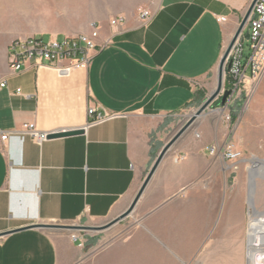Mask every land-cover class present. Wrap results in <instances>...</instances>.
<instances>
[{"label":"crops","instance_id":"0c3cea01","mask_svg":"<svg viewBox=\"0 0 264 264\" xmlns=\"http://www.w3.org/2000/svg\"><path fill=\"white\" fill-rule=\"evenodd\" d=\"M251 3L56 0L63 9L39 32L0 22V82L6 83L0 131L12 133L0 148V264L264 261V192L254 193L253 214L247 178L236 176L226 187L215 166L223 172L224 162L188 141L161 162L138 203L143 199L138 221L104 244L86 247L100 231L29 228H95L128 208L167 143L172 118L199 107L215 88L221 57ZM143 10L153 15L145 25L138 16ZM119 17L122 25H110ZM92 25L108 45L86 68L68 74L9 69L11 41L60 40L88 34ZM90 107L114 117L87 126ZM25 124L38 133H84L37 142L20 133Z\"/></svg>","mask_w":264,"mask_h":264},{"label":"built area","instance_id":"2783aa9c","mask_svg":"<svg viewBox=\"0 0 264 264\" xmlns=\"http://www.w3.org/2000/svg\"><path fill=\"white\" fill-rule=\"evenodd\" d=\"M253 1V10L245 27L249 31V53L245 55L243 51L241 43L243 30L225 61L222 91H229L230 95L219 110L222 120L228 125L232 123V115L229 113L228 106L232 102L241 101L242 95L249 100L264 75V0ZM138 13L143 25L149 23L153 16L147 10ZM123 21L122 17L112 19L110 25H122ZM99 39V30L95 25L91 26L88 34H80L60 40L54 38L45 40L43 37L15 39L8 46V66L14 73H18L25 68H33L36 71L49 68L61 74L82 70L89 65L94 53L108 45L107 42H100ZM5 87L6 83L1 81L0 90ZM16 93H19V91H16ZM87 117V126H91L110 120L114 115L103 109L90 107L87 109ZM21 130V134L37 142L46 140L48 135V133H38L32 124L23 125ZM11 134L10 132L0 131V148L7 143ZM207 150L209 155L220 158L224 162L225 169L229 171L238 169L241 152L233 144L226 142L221 145L214 144ZM175 161H178V159ZM71 237L74 241L80 239L75 234H72ZM81 245L83 246V244Z\"/></svg>","mask_w":264,"mask_h":264},{"label":"rangeland","instance_id":"374dc122","mask_svg":"<svg viewBox=\"0 0 264 264\" xmlns=\"http://www.w3.org/2000/svg\"><path fill=\"white\" fill-rule=\"evenodd\" d=\"M55 4L56 0H0V22L9 23L11 26L16 27L20 33L39 32L42 29L43 22H46L51 15H56L58 11L63 9L56 7ZM248 32L245 28L241 40L245 55L249 53ZM43 38L47 40L49 37L44 36ZM242 96L241 101L232 102L228 106L229 113L235 118L232 119V123L228 125L222 120L219 110L221 105L216 106L217 102L213 103L192 130L171 147L167 157L173 155V152L185 141L197 143L205 149L214 144L231 143L241 152L238 169L235 171L224 169L222 172L220 166L215 164L217 175L219 177L224 176L226 187L229 186L228 182H231L236 176L247 178L251 162H256V159L264 162V76H262L255 93L249 100L244 95ZM197 108L186 110L179 116L172 118L168 129L164 133L167 142ZM181 158L179 157L178 161ZM244 188L247 190V183L244 184ZM148 191L149 188L146 189L143 197ZM255 192H264L263 180L258 179L256 181ZM141 202L130 217L119 224L101 230L100 234L92 238L90 245L86 247L96 248L115 234H121L134 225L142 214V209L139 208Z\"/></svg>","mask_w":264,"mask_h":264},{"label":"water","instance_id":"95a60500","mask_svg":"<svg viewBox=\"0 0 264 264\" xmlns=\"http://www.w3.org/2000/svg\"><path fill=\"white\" fill-rule=\"evenodd\" d=\"M254 1L251 3L246 15L244 16L243 20L241 21L237 31L235 32L233 38L231 39L229 45L227 46L226 50L223 53V56L221 57V60L218 65L217 69V76H216V86L213 89V91L205 98V100L200 104V106L190 115L188 120L179 128V130L176 132V134L165 144V146L161 149L160 153L158 154V157L156 158L155 162L153 163L152 167L150 168L147 176L145 177L143 183L141 184L139 190L137 191L134 199L132 200L131 204L128 206V208L121 213L118 217L113 219L112 221L108 222L102 227H95V228H86V227H75L73 225H35L33 227L29 228H42V229H48V230H86V231H101L104 229H107L111 226H114L116 224H119L121 221L127 219L130 217V215L134 212L136 209L140 199L142 198L146 188L148 187L150 181L152 180L155 172L157 171L158 167L160 166L161 162L164 160V158L168 155L170 152V149L173 145H175L177 142L182 140L196 125L197 121L203 117L206 112L209 110L210 106L212 104L220 99L221 103L220 105L223 106L227 100V98L230 95L229 91H222L223 87V72L225 67V61L228 57L229 52L231 51L232 47L234 46L235 42L238 40L241 32L244 30V28L247 25L248 19L252 13L253 10ZM84 133L83 129L78 130H72V131H64V132H57V133H50L47 135L46 139H57V138H65L70 136H77L82 135ZM260 179L264 181V162L259 161L256 159V162H251V167L248 169V175H247V191L249 194V207L252 210L253 214L255 213L253 210L252 205V197L255 193L256 188V181ZM25 230V229H22ZM259 246L264 247V234L260 235L259 237ZM248 247L250 251H254L252 246V240H249ZM259 249H257L258 251Z\"/></svg>","mask_w":264,"mask_h":264},{"label":"trees","instance_id":"16d2710c","mask_svg":"<svg viewBox=\"0 0 264 264\" xmlns=\"http://www.w3.org/2000/svg\"><path fill=\"white\" fill-rule=\"evenodd\" d=\"M216 102H217V103H216ZM214 103H216V106H220L221 100H220V99H218V100H216ZM232 119L234 120L235 118H234V117H232Z\"/></svg>","mask_w":264,"mask_h":264},{"label":"bare ground","instance_id":"6f19581e","mask_svg":"<svg viewBox=\"0 0 264 264\" xmlns=\"http://www.w3.org/2000/svg\"><path fill=\"white\" fill-rule=\"evenodd\" d=\"M253 162H254V161H253ZM261 257H262V256H261ZM261 262H262V261H261ZM253 264H264V261H263L262 263H259V262H258V259H256V260L253 261Z\"/></svg>","mask_w":264,"mask_h":264}]
</instances>
